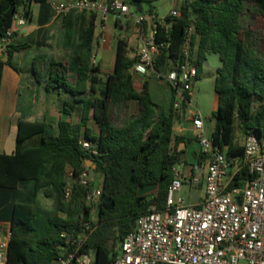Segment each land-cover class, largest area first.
Returning a JSON list of instances; mask_svg holds the SVG:
<instances>
[{"label":"trees","instance_id":"obj_1","mask_svg":"<svg viewBox=\"0 0 264 264\" xmlns=\"http://www.w3.org/2000/svg\"><path fill=\"white\" fill-rule=\"evenodd\" d=\"M36 1L41 13L49 11L47 0ZM157 1L124 0L144 13L147 5L146 13L155 16L153 41L163 44L155 58V70L164 73L166 63L168 70L174 69L187 59L189 47V59L199 79L207 56L218 54L221 65L214 83L217 108L212 114L215 128L211 138L220 148L228 147L229 158L242 157L244 147L235 142L237 128L245 135L253 133L264 139V34L259 26L264 23V0H194L180 6V17L167 15L162 22L156 19ZM23 3L0 0V42ZM244 16L252 22L243 25ZM96 18L91 13L84 24L70 63L50 61L45 85L47 93L65 95L60 100V113L70 117L79 114V123L60 119L54 126L46 121L20 120L15 151L0 154V220L12 225L8 264H56L65 246L60 232L79 234L84 223L93 230L81 251H93L96 264L112 263L117 243L134 230L137 217L152 207L166 205L174 167L188 165L179 144L188 145L192 139L174 131L186 105L183 113L174 108V91L169 85L172 97L167 110L153 99L148 80L141 89L136 88L132 73L136 58L128 57L126 40L118 41L112 73L102 76L100 66L93 63ZM25 46L7 45L6 60L0 58V91L4 67H14L15 52ZM43 62L44 56L33 62L38 83L44 79ZM71 67L75 68L74 84L68 81ZM133 102L138 112L129 115ZM92 120L100 129L97 136L89 127ZM82 138L97 145V156L82 148ZM87 160L93 161L95 168L90 169L102 177L95 224L92 208L83 201L84 186L75 183L72 199L65 198L67 169L72 168L77 177L88 170ZM253 177L243 168L234 175L231 187H241ZM152 184L157 185L154 192L138 194L140 187ZM40 195L53 200L54 208H42Z\"/></svg>","mask_w":264,"mask_h":264},{"label":"built area","instance_id":"obj_2","mask_svg":"<svg viewBox=\"0 0 264 264\" xmlns=\"http://www.w3.org/2000/svg\"><path fill=\"white\" fill-rule=\"evenodd\" d=\"M23 5L13 17L6 37L0 42V58L6 60L7 45L14 35L27 25L31 7L39 6L36 0H23ZM190 3L194 0H176ZM181 4V5H182ZM58 16L71 12H90L99 15L102 23L109 16L121 21L129 13V7L122 0H72L54 4ZM180 17V7H174L168 14ZM144 17L137 19L143 26ZM163 24L168 28L170 24ZM104 28V24H102ZM193 28L189 29V35ZM155 31L153 32V36ZM163 44L144 42L132 67L135 81L155 75L174 91V108L182 113L183 106H192V94L198 71L189 59L166 74L155 70V58ZM94 60V57H93ZM192 133L204 155V170L195 165L189 176L174 167V178L168 187L166 205L152 207L137 217L134 230L122 241L110 264H264V139L253 133L245 135L242 157L229 158L228 147L220 148L206 135L205 120L199 111L190 114ZM82 148L91 156L99 154L97 145L82 138ZM248 169L254 175L241 187H231L234 175L241 169ZM228 177V179H227ZM189 179L192 187L201 183L205 186V198L198 205L186 204L176 198L183 184ZM65 198L71 200L75 183L84 186L83 201L86 206L98 207L102 196V185L93 184L88 170L77 177L72 168L66 171ZM79 234L62 230L63 255L56 264H96L95 254L81 249L92 232L89 223ZM12 225L0 220V264L9 262V246Z\"/></svg>","mask_w":264,"mask_h":264},{"label":"crops","instance_id":"obj_3","mask_svg":"<svg viewBox=\"0 0 264 264\" xmlns=\"http://www.w3.org/2000/svg\"><path fill=\"white\" fill-rule=\"evenodd\" d=\"M47 1L50 5L49 11L43 10L41 13L40 6L33 5L27 15V25L18 31L12 39L13 44L26 46L15 52L12 59L14 67L8 65L4 67L0 91V154H12L15 151L18 122L20 120L46 121L54 126H57L60 119H65L74 124L80 121L78 120L80 118H77L76 115L72 117L61 115L60 100H64L65 95H58V93L49 94L45 89V85L52 59L66 64L71 62V55L79 46L84 24L89 19L91 13L71 12L65 16H58L55 12L54 4L66 3L72 0ZM122 1L124 2V0ZM181 4L182 2L175 1L174 7H180ZM146 6L144 5L145 13L135 8L137 15H134L131 12L133 7L128 5L129 13L123 16L118 24L113 16H109L108 20L102 23L99 15H96L93 63L100 66L102 76L106 77L113 71L119 40H126L127 55L130 59H135L138 56L144 42L152 41L153 32L156 27L155 16H150L146 13L148 10ZM141 16L144 17V21L143 26L139 27L137 19ZM41 19L46 21L41 23ZM156 19L158 22L164 20V18L160 19L157 14ZM102 24H104V28ZM39 56H44V79L42 83L37 82L32 70L33 62ZM98 56L100 57L99 60L97 59ZM141 80L144 82L145 79ZM141 80L135 81V86L136 82ZM68 81L74 84L76 75L70 73ZM17 112L19 115L16 114ZM137 112L138 105L136 102H133L131 104V115H136ZM182 115V118L176 122L174 131L176 135L192 139L188 145L185 143L179 144V150H184L187 159L191 161V164L184 165L182 169L186 176H189L195 165H200L202 170H204V157L201 147L192 133L190 116L186 112ZM89 127L93 135H99L100 129L94 120L90 121ZM195 143L198 144V148L194 147ZM196 155H199V157L197 156V158ZM197 187L203 189V195L199 201L187 204L198 205L204 200V183H201Z\"/></svg>","mask_w":264,"mask_h":264},{"label":"rangeland","instance_id":"obj_4","mask_svg":"<svg viewBox=\"0 0 264 264\" xmlns=\"http://www.w3.org/2000/svg\"><path fill=\"white\" fill-rule=\"evenodd\" d=\"M176 0H159L154 3L156 14L160 19L165 18L170 11L174 8ZM149 7L146 6V9ZM132 14L137 15L136 9L133 7L131 10ZM252 21L250 17L244 16L241 19L243 25H248ZM264 34V23L259 24ZM189 50V47H187ZM99 56L97 59L99 60ZM221 65V61L218 54H209L207 59L203 62L202 72L200 78L195 82L193 87L192 95V106L186 108L184 112L189 115L192 111H199L202 117L205 120V131L208 137L212 136V132L215 128V121L212 118V114L216 109V93L214 90L215 76L217 68ZM75 72V68L71 67V73ZM105 77V76H104ZM150 83L151 94L156 103L160 104L166 110L169 108L170 99L172 97V91L169 88L168 84L162 80L158 79L155 75H149L145 78ZM160 81H162L160 83ZM143 80L136 82V88L141 89ZM183 113V110L181 111ZM19 115V113H16ZM129 115H131V108L129 110ZM77 118L79 114H76ZM80 120V119H78ZM245 134H243L238 128L236 130V139L235 142L237 145L242 146L244 143ZM195 148H198V144L195 143ZM188 165L191 164L190 159H187ZM86 165L88 167V173L90 175L91 181L93 184L101 185L102 177L99 174H96L90 169L93 167V163L90 160H87ZM178 169H183L184 165H177ZM94 168V167H93ZM228 179V177H227ZM203 195V189L201 187H193L190 184L189 179L183 184L181 191L176 194V198L180 197L185 201V203H194L199 201ZM39 204L44 209H53L55 203L51 199L44 198L42 195L39 196ZM98 208L93 207L91 209V221L96 223L98 220L97 217ZM120 243H117L115 250L120 248ZM91 255L94 254L93 251H90ZM244 264V263H242Z\"/></svg>","mask_w":264,"mask_h":264},{"label":"water","instance_id":"obj_5","mask_svg":"<svg viewBox=\"0 0 264 264\" xmlns=\"http://www.w3.org/2000/svg\"><path fill=\"white\" fill-rule=\"evenodd\" d=\"M1 39V38H0ZM168 71V63H166L165 65V68H164V74H166ZM92 163L93 161L90 160ZM93 167L95 168V165L93 164ZM93 168V169H94ZM157 189V185L156 184H152V185H147V186H142L139 188L138 190V194L139 195H146V194H149V193H152L154 192L155 190Z\"/></svg>","mask_w":264,"mask_h":264}]
</instances>
